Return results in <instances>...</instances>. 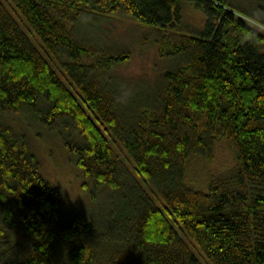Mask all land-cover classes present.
<instances>
[{
  "label": "trees",
  "instance_id": "obj_1",
  "mask_svg": "<svg viewBox=\"0 0 264 264\" xmlns=\"http://www.w3.org/2000/svg\"><path fill=\"white\" fill-rule=\"evenodd\" d=\"M11 1L48 56L0 0V112L76 128L81 143L65 144L81 187L104 199L61 218L59 188L0 121V264H204L196 251L209 264H264V29L230 0H191L205 25L180 33L179 0ZM250 2L241 8L264 25V0ZM109 13L150 26L175 63L146 83L114 74L128 50L75 29ZM221 139L234 163L205 190L188 185L189 157L212 158Z\"/></svg>",
  "mask_w": 264,
  "mask_h": 264
},
{
  "label": "rangeland",
  "instance_id": "obj_2",
  "mask_svg": "<svg viewBox=\"0 0 264 264\" xmlns=\"http://www.w3.org/2000/svg\"><path fill=\"white\" fill-rule=\"evenodd\" d=\"M9 11L18 21L21 28L27 32L33 43L40 51L48 56L46 49L35 33L28 28L21 12L13 5L11 0H2ZM229 5L241 17L248 20L257 29H264V25L247 15H252L241 6L253 9L250 0H230ZM180 22L186 30L176 26L172 32L199 31L205 25V10L191 0H179ZM80 36L89 37L99 42L105 48L112 46L127 49L130 54L123 62H119L111 68L117 76L129 80L146 83L153 81L156 73L164 67L175 63L170 56L161 53L162 44L157 39V34L150 26L145 25L129 15L122 13H109L95 17H83L79 19L75 27ZM169 31V30H168ZM174 61V62H173ZM141 80H135L139 79ZM0 121L7 123L19 135L28 141L30 151L34 153L39 162V171L42 176L60 190L61 207L60 217L65 218L72 213L85 208H95L104 199L98 193L92 198L89 190L81 187L83 173L75 164L74 154L68 150L65 141L72 139L81 143V137L75 128L61 125L49 127L39 121L29 110L22 109L19 112H0ZM235 161L234 147L231 142L221 139L217 142L214 156L206 158L199 155H191L185 165L186 183L194 188L207 189V181L211 174L231 166ZM137 180L152 194L155 202L162 206L160 197L153 195L142 177L136 175ZM166 212V211H165ZM167 213V212H166ZM179 235L194 249L190 237L171 220ZM195 250V249H194ZM196 251V250H195ZM204 264H209L196 251Z\"/></svg>",
  "mask_w": 264,
  "mask_h": 264
}]
</instances>
